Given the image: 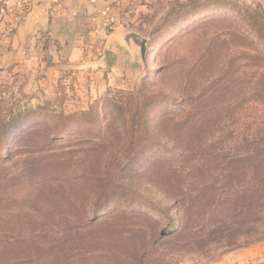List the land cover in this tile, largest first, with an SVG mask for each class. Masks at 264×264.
Masks as SVG:
<instances>
[{
	"label": "rangeland",
	"instance_id": "rangeland-1",
	"mask_svg": "<svg viewBox=\"0 0 264 264\" xmlns=\"http://www.w3.org/2000/svg\"><path fill=\"white\" fill-rule=\"evenodd\" d=\"M235 1L264 14V0ZM122 2L140 4V11H130L134 21L125 20L124 28L146 39V71L127 53L122 55L123 71L112 77H102L96 68L56 69L61 63H52L44 38L38 39L41 52L35 62L17 69L0 67V240L33 248L15 257L17 264H36L55 240L100 227L107 236L89 242L87 252L71 251L63 264H139L143 253V264H264V241L238 237L231 246L208 237L230 220L235 208L212 206L225 194L219 190L210 196L209 187L223 181L219 169L231 157H240L246 126L264 119L258 86L264 60L243 37L233 0H228L227 12L207 11L209 0ZM196 9L201 10L194 14ZM190 13L194 15L185 19ZM224 13L226 19L219 20ZM1 20L0 44L13 33V25ZM50 68L57 71L55 77ZM116 104L137 107L148 116L153 132L144 141L136 137L143 146L139 152L130 153L125 143L129 135H119ZM184 104L189 106L183 109ZM164 115H169L164 124L172 128L168 137L159 126ZM167 139L172 144L164 149ZM132 155L138 163L133 173L147 163L158 164L144 175L150 179L120 173ZM96 162L102 169L92 183ZM100 178L104 188L94 194L112 204L99 215L122 205L121 194L133 196L130 203L137 205L152 198L148 204L156 215L173 209L177 225L187 227L184 238L159 241L169 215L148 223L139 212L144 210L132 204L127 218L118 211L92 225L81 200ZM154 187L160 195L153 194Z\"/></svg>",
	"mask_w": 264,
	"mask_h": 264
},
{
	"label": "trees",
	"instance_id": "trees-1",
	"mask_svg": "<svg viewBox=\"0 0 264 264\" xmlns=\"http://www.w3.org/2000/svg\"><path fill=\"white\" fill-rule=\"evenodd\" d=\"M228 3V0H209V5L207 7L209 9L207 11L212 8H220L227 12L229 9ZM231 9L236 13L237 21L242 24L243 37L249 39L250 43H252L251 47L255 49V52L257 50L258 52L256 53H259L263 57L262 60H264V14L260 13L259 15L257 10H248L245 7H241L235 0H233ZM258 9L261 10L262 8L258 7ZM200 10L201 9H196L194 14H197ZM193 15L190 13L184 17L185 19H188ZM226 16L227 15L224 13L218 19H226ZM168 33L169 32L166 33V36ZM261 70L262 72L259 76L258 86L261 88L260 94L264 96V68ZM188 106V104H184L183 109H186ZM114 107L115 109L113 113L116 116L115 123L120 129L119 135L122 136V138L129 135L127 136L129 140L125 143L128 144L127 148H129L130 153H133V151L139 152L143 149V146L141 147V145L139 146L137 144L138 142L135 141L136 137L137 139L140 138L144 141V139L149 138L151 132H153V130H151L147 114L136 109L137 107L131 108L128 104H116ZM182 113H184V111ZM164 121L168 123L169 115H164L162 122L159 125L165 130V135L168 137L169 133L167 130L171 127L164 124ZM22 123L23 120L20 121L19 127ZM174 125L176 127V124ZM184 126L185 124H181V127ZM14 129L15 128L11 129V131ZM245 130V135L242 139L243 148L240 157L237 155L231 157L222 169L217 167L224 173V179L223 181H219L217 184L213 183V186L209 187L210 196H215L219 190H223L225 194V199L222 198L216 200L215 203H211L212 206L219 207L222 211L223 208L226 209V207H230L231 205L235 206L228 222H223V224L219 226L220 228L215 227L209 231V242L212 243L227 241L228 244L234 246L235 240L238 237H246L249 238V240L259 242L264 241V217H260L264 215V119L262 117L257 118V120L254 119V122L251 125H247ZM171 144L172 140L167 139L164 149H169ZM119 151H121V149ZM103 155L104 152L102 149L101 152H99V157H102ZM134 160L135 156L132 155V158L130 159L131 163L127 161V163L123 164L120 167V173H132L136 175L137 173H133V171L137 170L138 163L137 161L136 163H133ZM157 165L158 164L148 165L147 163L146 167L143 168L139 174H137V177L143 176L149 178L148 175H144L148 173V170ZM101 169L102 165L100 162H96L95 167L91 172L93 176H96V178H93L94 180L92 183L98 182L99 177L97 175H100ZM106 179H109L108 176ZM104 182V179L100 178L98 184L95 186L91 184L90 188L94 187L93 190L90 193H86L81 200L82 212H84L86 219H90L89 221L92 225H95V223L102 218L114 215V213L118 211L120 216L127 218L130 211H132L134 207H137L139 210H144L143 212H139L145 216L146 219H144V221L148 223H153L152 218H156L157 221H161L166 218L167 214L169 215L168 219L164 220V227H162L158 236L160 239L159 241L170 238H184L187 227H185L182 223L181 226L177 225L178 223L175 222L173 213H171L173 209H170L171 207L166 209V215L162 212L159 213V215H156L157 211L155 212L151 209L152 207L148 204L153 201L152 198L141 199L138 201L137 205L130 203V200H133L131 199L133 196L121 194L119 198L123 202L122 203L120 201V204L122 205L118 207L112 206V208L106 210L105 214L99 215L102 208L111 206L112 204L110 201H103L101 196L94 194V189L100 190L104 188ZM154 190L155 192L153 194L160 195L156 191V187H154ZM131 204L134 207H129ZM160 205L162 206V204ZM145 208H147V210ZM137 214L138 216H141L139 213ZM233 214L235 216L232 218L231 216ZM95 233L98 234L95 235ZM106 236L107 229H104L103 227H100L96 232L92 230L91 232H85L81 235H65L55 240L56 244L49 246L46 251L39 255V259L37 256L36 264L40 262L48 264H63L64 260L69 258L68 255L71 251H74V253L81 251L87 252V249L90 246L88 245L89 242L98 240L100 237L104 239ZM70 241L75 243H70V245H68ZM175 247L178 246L175 245ZM31 249L33 248H22L17 246L15 242H8L7 240L2 239L0 240V264H17L13 261V259L19 255L26 254V252L28 253ZM178 249L182 248L178 247ZM40 250L42 249H38V252ZM186 251L190 252L191 249ZM144 256L145 253H143L142 258H140L141 260L139 264H143Z\"/></svg>",
	"mask_w": 264,
	"mask_h": 264
},
{
	"label": "crops",
	"instance_id": "crops-1",
	"mask_svg": "<svg viewBox=\"0 0 264 264\" xmlns=\"http://www.w3.org/2000/svg\"><path fill=\"white\" fill-rule=\"evenodd\" d=\"M122 1L0 0L1 21L13 25V33L0 44V67L17 69L35 62L41 52L38 39L44 38L52 63H61L53 66L56 69L96 68L102 77L116 76L126 60L119 38L128 33L125 20L133 22L130 11H140L139 3L131 6ZM50 74L55 77L57 71L52 69Z\"/></svg>",
	"mask_w": 264,
	"mask_h": 264
},
{
	"label": "water",
	"instance_id": "water-1",
	"mask_svg": "<svg viewBox=\"0 0 264 264\" xmlns=\"http://www.w3.org/2000/svg\"><path fill=\"white\" fill-rule=\"evenodd\" d=\"M120 42L133 61L140 62L142 72L147 69V41L136 33L129 32L120 35Z\"/></svg>",
	"mask_w": 264,
	"mask_h": 264
}]
</instances>
